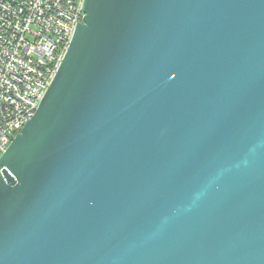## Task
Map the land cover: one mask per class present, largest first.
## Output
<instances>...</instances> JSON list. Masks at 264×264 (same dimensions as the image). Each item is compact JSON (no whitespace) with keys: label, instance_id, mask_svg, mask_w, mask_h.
Returning <instances> with one entry per match:
<instances>
[{"label":"water","instance_id":"obj_1","mask_svg":"<svg viewBox=\"0 0 264 264\" xmlns=\"http://www.w3.org/2000/svg\"><path fill=\"white\" fill-rule=\"evenodd\" d=\"M0 157V264H264V0H84Z\"/></svg>","mask_w":264,"mask_h":264},{"label":"built area","instance_id":"obj_2","mask_svg":"<svg viewBox=\"0 0 264 264\" xmlns=\"http://www.w3.org/2000/svg\"><path fill=\"white\" fill-rule=\"evenodd\" d=\"M84 0H0V157L33 117L83 21Z\"/></svg>","mask_w":264,"mask_h":264}]
</instances>
